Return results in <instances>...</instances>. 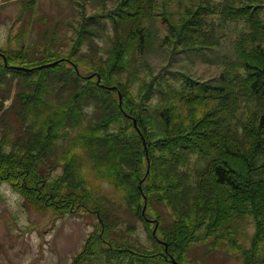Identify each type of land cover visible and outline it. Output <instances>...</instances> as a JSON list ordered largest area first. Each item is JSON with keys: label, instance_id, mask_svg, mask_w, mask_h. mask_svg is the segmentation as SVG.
<instances>
[{"label": "trees", "instance_id": "obj_1", "mask_svg": "<svg viewBox=\"0 0 264 264\" xmlns=\"http://www.w3.org/2000/svg\"><path fill=\"white\" fill-rule=\"evenodd\" d=\"M99 2V9L84 7L70 23L74 37L66 54L52 41L34 53L0 47V181L33 207L98 220L72 264L101 256L104 264H190L194 244L212 252L221 245L244 256L245 264H258L264 244V0H118L114 9ZM155 21L164 33L152 27ZM233 32L232 53L219 63L202 60L222 68L208 79L169 67L154 73L147 60L168 48L172 55L215 51ZM103 37L109 45L100 56ZM53 62L60 63L40 68ZM133 62H144V77ZM11 114L19 126L8 140ZM68 129L79 134L68 138ZM71 147L76 151L69 155ZM194 156L209 159L207 166L192 171ZM61 164L63 175L50 179ZM91 177L112 192L103 193ZM250 219L255 234L244 251L234 225ZM149 220L158 224L156 236ZM138 221L155 250L129 240Z\"/></svg>", "mask_w": 264, "mask_h": 264}, {"label": "rangeland", "instance_id": "obj_2", "mask_svg": "<svg viewBox=\"0 0 264 264\" xmlns=\"http://www.w3.org/2000/svg\"><path fill=\"white\" fill-rule=\"evenodd\" d=\"M33 1L35 5L31 8L28 3ZM76 2L73 0H0V47L17 50L24 46L29 47L30 53H34L38 52V49H45L46 44L52 41L66 54L71 48L74 37L70 23L77 22L81 15L80 6ZM117 3L118 0H106V7L114 9ZM87 9L88 12H93L98 8L88 4ZM151 25L158 28L161 34L165 32V28L159 21ZM236 37V32L231 33V39L215 51L201 50L199 53L172 55L171 48H168L151 52L147 60L154 73H158L162 67H169L177 74L181 72L194 78L208 79L218 74L222 68L218 64L202 63V60L206 56L215 61L218 59L217 63H219L224 54L232 53ZM98 41L100 56H102L108 38H98ZM89 51L86 48L84 55H90ZM42 55L44 56V52ZM42 55H36V57L39 59ZM136 62L131 65H135ZM136 65H140V76L144 77L147 74L144 62ZM82 71L86 72L84 69ZM10 104L11 100H7L4 104L5 109ZM16 126L19 124L15 116L11 114L8 140L13 139ZM3 128L0 125V145ZM68 131L71 134L68 138L79 134V130L76 129H68ZM3 145H6L7 151L11 150L9 143ZM74 148L71 147L65 151L70 155L72 151H76ZM208 162L209 159L194 156L191 170L203 169ZM43 169L47 171V167ZM63 171L64 164H61L59 168L53 170L50 179L62 176ZM90 180L98 189L101 188L103 193L112 192L109 184L102 183L94 177ZM158 210L161 214L168 213L163 207H158ZM59 214L60 212L29 205L9 183L0 181V264H71L73 257L82 250L87 236L94 230L98 220L91 214ZM136 223L138 228L129 240L138 247L155 250L150 233L143 223L139 221ZM234 226L237 236L238 233L241 236L243 250H249L255 234L252 220L235 222ZM117 233L123 234L120 231ZM239 252L240 249H237V253ZM258 258L260 260L258 264H264V244L258 253ZM188 260L190 264H245L244 256L230 255L221 245L212 252L206 244H194L188 252ZM104 261V256H101L100 260L89 264H104Z\"/></svg>", "mask_w": 264, "mask_h": 264}, {"label": "water", "instance_id": "obj_3", "mask_svg": "<svg viewBox=\"0 0 264 264\" xmlns=\"http://www.w3.org/2000/svg\"><path fill=\"white\" fill-rule=\"evenodd\" d=\"M55 64H56V63H55ZM52 65H54V64H49L48 66H52ZM45 66H46V65H45ZM45 66H42V68L45 67ZM134 123H135V125H136V121H135ZM142 139H144V137H142ZM144 143H145V141H144ZM145 210H146V205H145V207H144L143 213L145 212ZM153 222H155V221H153ZM157 226H158V224L156 223L155 229H154V231H153V234H154V235L156 234ZM170 260H171V262H172L173 264H179V263H178L176 260H174V259H170Z\"/></svg>", "mask_w": 264, "mask_h": 264}]
</instances>
